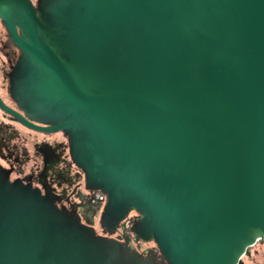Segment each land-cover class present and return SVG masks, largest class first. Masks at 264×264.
Segmentation results:
<instances>
[{
    "label": "water",
    "instance_id": "95a60500",
    "mask_svg": "<svg viewBox=\"0 0 264 264\" xmlns=\"http://www.w3.org/2000/svg\"><path fill=\"white\" fill-rule=\"evenodd\" d=\"M0 22V109L66 136L104 195L98 233L0 164V264H242L264 242V0H0Z\"/></svg>",
    "mask_w": 264,
    "mask_h": 264
},
{
    "label": "flooded vegetation",
    "instance_id": "af4514ba",
    "mask_svg": "<svg viewBox=\"0 0 264 264\" xmlns=\"http://www.w3.org/2000/svg\"><path fill=\"white\" fill-rule=\"evenodd\" d=\"M4 31L6 37L5 39H0V52L2 54L0 58V98L8 106L15 107L9 92V72L19 52L11 43L5 28ZM0 111L2 113V118L0 119V158L7 160L8 168H10L12 173L18 170L20 163L19 154L9 143L13 137L19 135L17 128H15L12 123H17L26 129L27 127L15 121L12 115L6 113L2 109H0ZM66 147L67 143L59 142L58 140H53L52 143L42 141L35 147L36 153L40 155L41 160L35 162L29 174L16 177H21L31 182L33 185L40 187L42 190L47 189L52 191L55 194V200L58 205L76 211L83 222L92 223L93 215L100 208L103 195L97 190H87L84 184L83 187H81L80 184L76 182L82 172L77 168L78 171L71 174V166L73 163L69 157H65L64 150ZM24 154H26L25 150L22 152L23 156ZM73 193L78 195V201L73 199ZM136 215L135 212H132L128 221L135 219ZM124 228L125 229H120L118 233L116 232L114 236L122 238L123 235H127L131 238V232L128 229L129 225ZM101 233L103 232L101 231ZM131 243L134 247L139 248L140 246V243L139 245L133 242Z\"/></svg>",
    "mask_w": 264,
    "mask_h": 264
},
{
    "label": "rangeland",
    "instance_id": "374dc122",
    "mask_svg": "<svg viewBox=\"0 0 264 264\" xmlns=\"http://www.w3.org/2000/svg\"><path fill=\"white\" fill-rule=\"evenodd\" d=\"M35 1V0H33ZM5 31L4 28L0 22V39H5ZM2 57V54L0 52V58ZM2 118V113L0 111V119ZM15 128H17V131L19 132V135L16 137H13L11 141H9L10 145L13 146V149L16 150V152L19 154V168L18 170H15L11 173V178H14L16 176H25L29 174L32 166L35 164V162H39L41 160L40 155L36 153V145L40 144L42 141H47L49 143H52L53 140H58L59 142L67 143L66 136H64L61 132H53V133H45V132H39L34 131L29 128H24L20 126L17 123H12ZM23 150H25L26 154L24 156L22 155ZM65 157L68 158V148L66 147L64 150ZM0 163L6 167H8V162L4 158H0ZM77 170V167L73 164L71 166V174H73ZM80 184L81 187H83L84 184V178L83 173L79 176V178L76 180ZM73 199L75 201L79 200V197L77 194L73 193ZM101 204V203H100ZM131 211L129 213V216L132 214ZM99 218V210L95 212L93 215V225L98 233H101V228L98 223ZM118 233V232H117ZM116 234V233H115ZM114 234V235H115ZM155 248V243L153 241L148 242H140V246L138 250H146ZM242 264H264V242L257 241L253 246L250 247L249 253L242 256Z\"/></svg>",
    "mask_w": 264,
    "mask_h": 264
}]
</instances>
